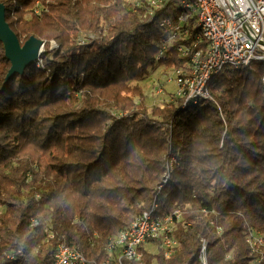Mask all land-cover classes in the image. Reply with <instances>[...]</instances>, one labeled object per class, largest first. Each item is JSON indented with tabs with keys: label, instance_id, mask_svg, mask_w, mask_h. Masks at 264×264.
I'll use <instances>...</instances> for the list:
<instances>
[{
	"label": "trees",
	"instance_id": "1",
	"mask_svg": "<svg viewBox=\"0 0 264 264\" xmlns=\"http://www.w3.org/2000/svg\"><path fill=\"white\" fill-rule=\"evenodd\" d=\"M0 3L21 44L44 40L40 62L6 83L0 42V264H52L58 243L102 261L155 196L158 214L181 211L177 244L145 250L144 264H202L201 237L206 264H264L245 240L264 234V63L221 70L213 100L169 93L148 108L140 82L186 60L178 42L156 59L166 10L147 21L129 0Z\"/></svg>",
	"mask_w": 264,
	"mask_h": 264
},
{
	"label": "built area",
	"instance_id": "2",
	"mask_svg": "<svg viewBox=\"0 0 264 264\" xmlns=\"http://www.w3.org/2000/svg\"><path fill=\"white\" fill-rule=\"evenodd\" d=\"M129 7L147 21L155 19L162 10L168 13L158 18L166 36L156 59L166 46L178 42L177 55L186 60L182 65L170 69L169 74H172L168 75L166 81L175 84L172 93L182 101V106L213 100L209 88L221 70L239 69L255 62L264 63V0H129ZM193 28L198 32L190 39ZM94 36L84 32L77 42L84 44ZM37 60L39 63L40 59ZM261 82L264 96V74ZM163 92L159 86L155 95ZM167 178V175L163 177L162 183ZM160 188L161 185L158 190ZM157 209L155 196L128 226L115 235L102 261H88L76 248L58 243L52 264H127L126 261L144 264V251L155 252V249H161L168 257L177 244L171 233L180 221L181 211L174 209L170 214L160 215ZM49 237H52L51 232ZM154 240L157 241L153 243ZM245 240L252 250H264L263 233L250 230ZM147 241L148 244L152 243V247H141ZM200 241L198 258L202 264H206L207 243L203 237Z\"/></svg>",
	"mask_w": 264,
	"mask_h": 264
},
{
	"label": "water",
	"instance_id": "3",
	"mask_svg": "<svg viewBox=\"0 0 264 264\" xmlns=\"http://www.w3.org/2000/svg\"><path fill=\"white\" fill-rule=\"evenodd\" d=\"M0 42L4 46L5 57L10 61L4 83L15 73H22L26 66L36 61L44 51V40L35 36H30L24 43H20L5 20V8L2 3H0Z\"/></svg>",
	"mask_w": 264,
	"mask_h": 264
},
{
	"label": "rangeland",
	"instance_id": "4",
	"mask_svg": "<svg viewBox=\"0 0 264 264\" xmlns=\"http://www.w3.org/2000/svg\"><path fill=\"white\" fill-rule=\"evenodd\" d=\"M85 33L93 34L94 36L93 32L86 31ZM54 45L56 44L53 41H51L50 46L54 47ZM171 74L172 73L169 74V71L162 69L161 66L156 67L150 70L146 78L140 82V85L142 86V89L146 97L145 103L148 108H150L152 105L165 104L170 97L169 93H172L175 91V88H176L175 84L172 81H169V82L166 81L167 77H169L168 75H171ZM159 86L162 87L164 92L158 95H155V90Z\"/></svg>",
	"mask_w": 264,
	"mask_h": 264
}]
</instances>
